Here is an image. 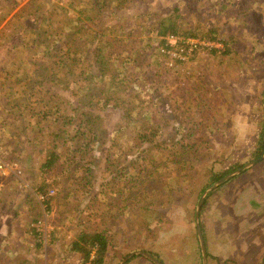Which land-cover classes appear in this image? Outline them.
<instances>
[{"label":"rangeland","instance_id":"1","mask_svg":"<svg viewBox=\"0 0 264 264\" xmlns=\"http://www.w3.org/2000/svg\"><path fill=\"white\" fill-rule=\"evenodd\" d=\"M148 11L155 13L147 22L149 28L135 17ZM136 23L140 27L130 32ZM160 23L162 27L173 23L177 34L184 36L211 28L227 52L198 50L181 62L160 50L166 36L156 34ZM87 71L102 74L86 78ZM50 78L55 84H49ZM263 92L264 0H0L1 155L17 163L19 175L25 174L28 183L22 179L32 189L42 184L46 202H40L53 210L51 219L34 221L42 213L39 204H29L18 208L13 221L0 222V264H75L76 254L67 250V241L75 230L76 210L96 213L108 203L106 214L111 213L106 198L92 195L105 179V170L99 169L102 163L92 168L91 189H82L76 186L80 179L74 178L73 169L86 167L89 153L77 151L79 161L69 162L73 159L67 146L70 130L80 125L74 108L88 98H93L91 111L107 118L96 132L109 139L123 123L112 112V103L119 100L139 117L138 124L158 127L164 138L174 125L211 121L206 134L212 137L210 148L195 166L192 192L187 197L184 189L166 192L172 197L166 223L157 228L148 221L153 230L144 244L162 264H201L194 208L203 192L198 190L206 182L203 168L216 171L235 160L243 165L253 159L245 148L257 141L256 121L260 112L264 116ZM208 102L211 110L204 112ZM64 127L67 131L60 139L54 133ZM54 137L60 158L52 171L43 173L39 167L48 153L45 142ZM116 140L123 157L131 152L136 156L131 138L117 135ZM162 154L157 153L154 165L147 168L153 174L147 177H152V184L172 176L161 168ZM126 160L122 158V164ZM6 179L18 182L13 176ZM227 180L206 193L200 211L205 264H264V157ZM1 181L6 188L9 183H3L2 177ZM17 184L9 194L27 202L28 189ZM10 195L0 187L1 213V203ZM90 212L83 220L91 231L112 223V215L96 218ZM132 241L121 244L117 250L122 254L113 258L109 250L104 264H118L131 251L141 252L142 244ZM125 264L154 263L133 257Z\"/></svg>","mask_w":264,"mask_h":264},{"label":"trees","instance_id":"2","mask_svg":"<svg viewBox=\"0 0 264 264\" xmlns=\"http://www.w3.org/2000/svg\"><path fill=\"white\" fill-rule=\"evenodd\" d=\"M153 14L155 13L148 11L135 17L138 20L142 19V21L145 22L144 26L149 28L147 22L154 19L152 16ZM139 27L138 23H136L134 27L130 29V32L138 30ZM176 30V26L173 23L165 27H162L160 23L156 30V34L158 36L163 34L179 35ZM184 34H187L188 37L217 39L215 31L211 28L205 29L199 34ZM49 50L51 49L49 48ZM226 50L227 48L221 51V53L227 52ZM211 52H219V50H212ZM124 61H127V59L125 58L121 62ZM98 62H101V60H98ZM101 74L102 72L99 71L91 75V71H87L85 77L95 79L100 77ZM50 80L49 84H55V80L51 78ZM92 99L93 98H88L84 103L78 104L79 108H74L76 115L79 116L80 125H72L70 130V132H73L69 134L68 141L70 145L67 146L69 147L68 150L71 156H73V159H70L69 162L73 164L74 160H76V162L79 161L81 153L77 151H86V153H89L88 157H90V161L87 163L88 167L80 166L76 168V171L73 169V173H75L74 178L80 179V182H78L76 186L79 185L82 189H91L90 182L93 180L92 168L93 166L98 167V163H102L99 169L102 171L105 170V179L98 183L100 189L99 191L93 192L92 195L97 197V195L100 194L103 197L102 200L106 198V200L112 204V211L106 214L108 212L106 209H109L108 203H103L102 209H96V213H94V211L90 212L86 208L77 209L74 217L75 230L67 241V250L70 253L76 254L75 264H104L105 257L109 250L112 249V258L116 256V254L120 255L122 253L118 252L119 246L126 243L127 240L130 241L133 239L132 243L135 245L142 244V248H140L141 252H145L149 255L151 254L153 257L154 254L151 252V249L144 247L145 239L148 238V232L153 230V228L149 227L148 221L153 220L157 228L165 225L166 220L164 217L167 216L168 208L170 207L169 204L172 201V197L166 194L169 190L176 191L178 189H184L186 192L183 194L184 197H187L192 192L190 188H193L194 184L197 182L196 176L193 174L196 172L195 166L198 165L197 162L202 153L209 151L210 148L209 142L212 137L206 134L210 132L208 125L211 121L207 123H205V121H200V123L190 122L185 127L179 124L174 125L173 132L169 133L164 138L159 135L160 131L157 132L159 130L158 127H153L152 125L144 126L143 123L138 124L139 117L134 115L131 109L127 107L122 100H119L112 103V112L116 111L114 112L115 116H118L123 123L120 128L115 130L118 133H116V136L112 135V139L103 136L102 138L99 135L101 133L99 131L96 132L95 129L101 128L102 130L104 124L107 122V118L91 111L90 106ZM97 102L103 104L100 101ZM105 104L107 103L104 102L103 105ZM202 104L203 102L201 105ZM204 104L208 106L206 108L204 107V112H210L212 104L210 102ZM260 113V117L263 118L260 120L259 117L256 121L258 123V130L255 133L257 141H250L245 148L246 152L252 155L253 159L259 157L264 150V116L262 112ZM202 114L205 113H200V116ZM211 118H213V116H211ZM96 120L103 125H97L95 123ZM212 122L211 124H214L215 121ZM214 127V132L219 130L218 126L214 125ZM113 128L112 126V131ZM133 128H136L137 132H134ZM181 128L182 132L180 133ZM65 130L67 131V128L64 127L60 130V133L54 134L56 136L60 134L59 138L64 139V135L61 133L65 132ZM122 131L125 132V134H123ZM117 135H123L127 137V139H132L136 156L131 152L128 156L123 157L122 147L116 140ZM45 144L46 148L44 152L47 150L48 153L46 157H44V161H42L39 168L44 169L43 173H49L54 169V163L58 161L60 155L54 150V147L57 145L56 137L46 141ZM94 146L99 149L96 153H94ZM157 151L163 153L160 157L161 168L172 173V176L169 179L165 178L163 183L159 181L158 183L152 184V177H147L153 174H151L147 168L154 165L153 158L157 156V153H160ZM122 158L127 159L123 164L121 162ZM241 166L242 163L235 160L233 163L224 165L216 171L211 170V166L208 168L204 167L206 182L200 187L198 193L203 191L202 187L205 185H210L218 178ZM78 171H80V173H78L79 175L76 174ZM130 183L131 185H129ZM40 185L42 184L40 183L38 185L39 188H37V192L42 191V186ZM208 195L209 193L206 194L201 201L197 218L203 243H205V235L201 225L202 221L199 216ZM43 202H46V200ZM85 212H90L93 215L96 214V218L112 215V223L105 228L91 231V228L87 227V223L83 220L84 216H86ZM158 223H160V225H157ZM111 228L112 232L110 231ZM117 232L120 234L118 237L115 236ZM126 253L127 252H125V254ZM133 257L148 260L139 253L130 256L123 264Z\"/></svg>","mask_w":264,"mask_h":264},{"label":"built area","instance_id":"3","mask_svg":"<svg viewBox=\"0 0 264 264\" xmlns=\"http://www.w3.org/2000/svg\"><path fill=\"white\" fill-rule=\"evenodd\" d=\"M184 35H166L162 52H167L171 57L184 62L189 59L193 52L198 50H219L223 51V43L218 39L188 37ZM2 154V135L0 131V177L10 173L19 175L20 169L15 161H7ZM1 186V182H0ZM51 192V191H49ZM38 199L43 202L45 192H36ZM46 198V197H45Z\"/></svg>","mask_w":264,"mask_h":264},{"label":"crops","instance_id":"4","mask_svg":"<svg viewBox=\"0 0 264 264\" xmlns=\"http://www.w3.org/2000/svg\"><path fill=\"white\" fill-rule=\"evenodd\" d=\"M14 49V48H13ZM20 169V168H19ZM20 175H21V171H20V173H19ZM20 175H14V174H12V173H10V174H8V175H6V176H2V178H3V180H4V182L3 183H5V182H7V183H9L8 184V186L6 187V188H9V185H10V187L12 188V189H6L5 188V185L6 184H3L2 185V181H1V186L0 187H2L3 189H5L6 190V194H8V195H10L9 193H13V190H15V189H13L14 187H16V183H18L17 184V186L18 187H21V184L20 183H22V188H26V189H28V190H26L27 191V193L26 194H28V196H29V198H31V199H26L25 198V200H27V202H25V201H23V198L22 197H18V196H16L15 198H13V195H10L11 197H9V198H5V199H3V201H2V203H1V208H2V210H3V213H1L0 212V222H7V221H9V220H11V221H13L14 220V218H12V217H14V216H16L17 215V210H18V208H22V206H23V208H26L29 204H34V203H37V205L39 204V207H40V210H41V215H40V217H38V218H36L34 221H36L37 219H39V220H42V219H45V217H46V219H51L52 218V212H53V210L52 211H50L49 209H48V207H43L42 206V204H41V202H40V200L38 199V196H37V194H36V192H37V188H35L34 187V189H32L31 187H30V185H28L27 183H28V181H26L25 180V174L24 173H22V176H23V179L27 182V183H25V181L22 179V176H20ZM9 176H13V177H15V178H17L18 180V182H12L11 180L9 181L8 179H6V177H9ZM21 188V189H22ZM18 190H20V189H17L16 191H18ZM28 191H29V193H28ZM12 208H15V211L13 212V210H12ZM7 209H9V211H6ZM11 209V210H10ZM4 212H5V214H4ZM47 212H48V214H47ZM12 218V219H11ZM33 221V222H34ZM45 221V220H44ZM42 225H44V223H42ZM45 228H46V226H45ZM46 232H47V228H46ZM46 232H45V230H44V232H43V240L45 241V239H46V237H45V235H46ZM45 237V238H44Z\"/></svg>","mask_w":264,"mask_h":264},{"label":"water","instance_id":"5","mask_svg":"<svg viewBox=\"0 0 264 264\" xmlns=\"http://www.w3.org/2000/svg\"><path fill=\"white\" fill-rule=\"evenodd\" d=\"M261 103H262V108L264 110V92L262 93V96H261ZM263 157H264V151H263V153L259 157L254 158L251 161L244 163L240 168H236L233 171H231L230 173H228V174H226V175L218 178L217 180H215L213 183H211L209 186H207L203 190V192L201 193V195L197 198L196 203H195V208H194V227H195V233H196V237H197V241H198V246H199V249H200L201 264H205V248H204V244H203V239H202V236H201L200 228H199V225H198L197 216H198V211H199V208H200V205H201V201H202V199L204 197V194H206L212 188L218 186L221 182H223V181H225V180L233 177L234 175L238 174L244 168H247L250 165H253V164L257 163L258 161H260L261 159H263ZM138 253H140L141 255H143L144 257H146L147 259H149L154 264H162L158 259L150 256L149 254H147L145 252H139L137 250L131 251L130 253H128L127 255H125V257H123L118 262V264H122L125 261V259H127V257H129V255L138 254Z\"/></svg>","mask_w":264,"mask_h":264},{"label":"flooded vegetation","instance_id":"6","mask_svg":"<svg viewBox=\"0 0 264 264\" xmlns=\"http://www.w3.org/2000/svg\"><path fill=\"white\" fill-rule=\"evenodd\" d=\"M204 244V243H203ZM205 248V247H204Z\"/></svg>","mask_w":264,"mask_h":264}]
</instances>
